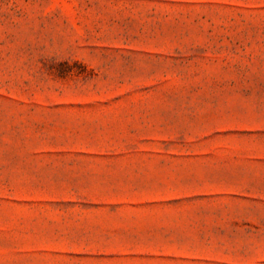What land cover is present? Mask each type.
Segmentation results:
<instances>
[{"label":"rangeland","instance_id":"rangeland-1","mask_svg":"<svg viewBox=\"0 0 264 264\" xmlns=\"http://www.w3.org/2000/svg\"><path fill=\"white\" fill-rule=\"evenodd\" d=\"M0 264H264V0H0Z\"/></svg>","mask_w":264,"mask_h":264}]
</instances>
